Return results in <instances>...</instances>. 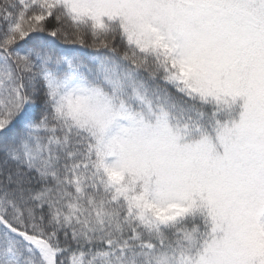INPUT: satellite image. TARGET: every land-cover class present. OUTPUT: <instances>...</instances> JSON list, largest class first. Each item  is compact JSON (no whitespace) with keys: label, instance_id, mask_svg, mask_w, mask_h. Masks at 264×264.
Instances as JSON below:
<instances>
[{"label":"snow or ice","instance_id":"6c2138e0","mask_svg":"<svg viewBox=\"0 0 264 264\" xmlns=\"http://www.w3.org/2000/svg\"><path fill=\"white\" fill-rule=\"evenodd\" d=\"M0 264H264V0H0Z\"/></svg>","mask_w":264,"mask_h":264}]
</instances>
